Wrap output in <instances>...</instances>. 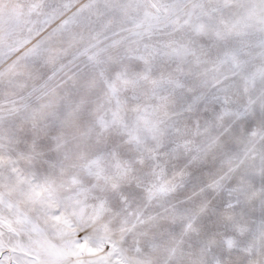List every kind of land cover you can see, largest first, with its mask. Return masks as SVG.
Instances as JSON below:
<instances>
[{"label":"snow or ice","instance_id":"obj_1","mask_svg":"<svg viewBox=\"0 0 264 264\" xmlns=\"http://www.w3.org/2000/svg\"><path fill=\"white\" fill-rule=\"evenodd\" d=\"M0 264H264V0H0Z\"/></svg>","mask_w":264,"mask_h":264}]
</instances>
